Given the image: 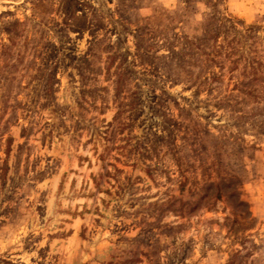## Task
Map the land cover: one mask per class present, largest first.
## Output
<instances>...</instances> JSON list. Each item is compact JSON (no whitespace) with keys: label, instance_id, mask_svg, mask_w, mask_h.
<instances>
[{"label":"rangeland","instance_id":"obj_1","mask_svg":"<svg viewBox=\"0 0 264 264\" xmlns=\"http://www.w3.org/2000/svg\"><path fill=\"white\" fill-rule=\"evenodd\" d=\"M263 5L0 0V264H264Z\"/></svg>","mask_w":264,"mask_h":264},{"label":"crops","instance_id":"obj_2","mask_svg":"<svg viewBox=\"0 0 264 264\" xmlns=\"http://www.w3.org/2000/svg\"><path fill=\"white\" fill-rule=\"evenodd\" d=\"M263 7H264V5H263ZM252 10H253V12H252V14H256L255 12H254V9L252 8ZM259 12V11H258Z\"/></svg>","mask_w":264,"mask_h":264}]
</instances>
